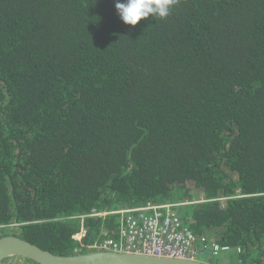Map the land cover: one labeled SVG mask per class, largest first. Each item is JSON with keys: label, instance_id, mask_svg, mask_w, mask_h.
I'll list each match as a JSON object with an SVG mask.
<instances>
[{"label": "trees", "instance_id": "obj_1", "mask_svg": "<svg viewBox=\"0 0 264 264\" xmlns=\"http://www.w3.org/2000/svg\"><path fill=\"white\" fill-rule=\"evenodd\" d=\"M115 4L0 0V231L78 254L119 237L94 210L180 203L264 264V0H177L134 26Z\"/></svg>", "mask_w": 264, "mask_h": 264}, {"label": "built area", "instance_id": "obj_2", "mask_svg": "<svg viewBox=\"0 0 264 264\" xmlns=\"http://www.w3.org/2000/svg\"><path fill=\"white\" fill-rule=\"evenodd\" d=\"M179 204L147 202L115 210L114 213L121 215L120 235L105 239L100 248L177 258H198L204 252L217 256L232 249L196 235L185 226L175 209ZM78 233L81 238L86 230L83 228ZM237 251L241 252V249L237 248Z\"/></svg>", "mask_w": 264, "mask_h": 264}, {"label": "water", "instance_id": "obj_3", "mask_svg": "<svg viewBox=\"0 0 264 264\" xmlns=\"http://www.w3.org/2000/svg\"><path fill=\"white\" fill-rule=\"evenodd\" d=\"M15 257L38 264H216L199 258H177L138 252L96 249L78 254H59L18 235L0 237V263Z\"/></svg>", "mask_w": 264, "mask_h": 264}, {"label": "clouds", "instance_id": "obj_4", "mask_svg": "<svg viewBox=\"0 0 264 264\" xmlns=\"http://www.w3.org/2000/svg\"><path fill=\"white\" fill-rule=\"evenodd\" d=\"M177 0H116L120 19L128 25H137L149 16L166 18Z\"/></svg>", "mask_w": 264, "mask_h": 264}, {"label": "rangeland", "instance_id": "obj_5", "mask_svg": "<svg viewBox=\"0 0 264 264\" xmlns=\"http://www.w3.org/2000/svg\"><path fill=\"white\" fill-rule=\"evenodd\" d=\"M8 229H7V231H8ZM9 232L11 234H13V233L15 234L18 232V229H16V227H10ZM10 233H8V234H10ZM1 235H5V231H0V236ZM235 253L236 252L234 250L222 251L219 255H217L213 259H210L211 256L208 253L204 252V253L200 254V256L198 258L203 260V261H207V262H211V263L214 262L216 264H239L237 261V256ZM0 264H7V259H6V261H3ZM11 264H29V263H28V260H25L24 258L22 259L19 257H15L13 259V261L11 262ZM31 264H32V262H31Z\"/></svg>", "mask_w": 264, "mask_h": 264}, {"label": "bare ground", "instance_id": "obj_6", "mask_svg": "<svg viewBox=\"0 0 264 264\" xmlns=\"http://www.w3.org/2000/svg\"><path fill=\"white\" fill-rule=\"evenodd\" d=\"M114 211L115 210H113V211H106V210H102V211H97V210H94V212L93 213H91V214H89V215H91V216H95V215H100V216H104V215H106V214H108V212L109 213H114ZM84 216H86V215H83L82 217H84ZM85 229V228H84ZM86 230V229H85ZM104 233L106 234V231H104ZM6 235H17V234H6ZM6 235H3V236H6ZM85 235H86V233H85ZM84 235V236H85ZM119 235H120V233H119ZM2 237V236H1ZM75 239H80V234L77 232L76 234H74V236H73ZM108 238H112V237H105V239H108ZM104 239V240H105ZM115 239V238H114ZM103 240V241H104ZM103 241L99 244V246H98V249H100V246H101V244L103 243ZM69 255V254H68ZM6 261V260H5ZM29 261H32V260H29ZM28 261V262H29Z\"/></svg>", "mask_w": 264, "mask_h": 264}, {"label": "flooded vegetation", "instance_id": "obj_7", "mask_svg": "<svg viewBox=\"0 0 264 264\" xmlns=\"http://www.w3.org/2000/svg\"><path fill=\"white\" fill-rule=\"evenodd\" d=\"M214 257H216V256H211V258H210V259H213Z\"/></svg>", "mask_w": 264, "mask_h": 264}]
</instances>
